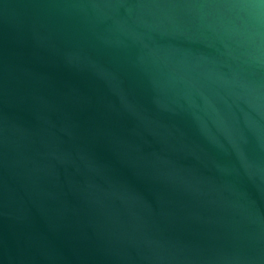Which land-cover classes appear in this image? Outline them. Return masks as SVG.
<instances>
[{
  "label": "water",
  "instance_id": "1",
  "mask_svg": "<svg viewBox=\"0 0 264 264\" xmlns=\"http://www.w3.org/2000/svg\"><path fill=\"white\" fill-rule=\"evenodd\" d=\"M0 264H264V0H0Z\"/></svg>",
  "mask_w": 264,
  "mask_h": 264
}]
</instances>
